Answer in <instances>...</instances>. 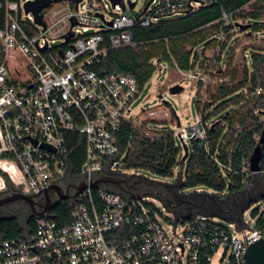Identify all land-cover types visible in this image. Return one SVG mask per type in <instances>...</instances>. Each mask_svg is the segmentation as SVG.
Segmentation results:
<instances>
[{
    "label": "built area",
    "instance_id": "1",
    "mask_svg": "<svg viewBox=\"0 0 264 264\" xmlns=\"http://www.w3.org/2000/svg\"><path fill=\"white\" fill-rule=\"evenodd\" d=\"M129 1L123 0L126 10L112 5L113 12L103 0L53 1L42 11V26L26 13V2L0 0V193L14 189L42 197L53 183L72 175L68 132L85 137L86 158L77 176L129 177L138 183L135 191L145 193L132 197L89 186L68 200V223L53 215L36 217L29 237L0 241V264H248L249 246L264 240V203L253 216L254 228L244 221L245 210L237 221L226 219L229 228L215 221L221 215L194 211L184 215L183 233H176L177 221L170 236L147 200L155 190L178 206L161 191L168 183L122 173L132 147L131 142L121 152L118 136L124 126L151 140L172 132L175 141L177 136L183 142L203 141L207 133L202 116L190 130L178 126L176 112L171 118L165 108L133 116V104L143 92L137 79L102 75L97 66L109 50L135 45L136 26L187 15L212 0H153L138 15L127 13ZM221 21L235 24L234 14L224 12ZM152 123L162 129L168 123L177 126L156 137ZM256 174L264 177V170Z\"/></svg>",
    "mask_w": 264,
    "mask_h": 264
},
{
    "label": "trees",
    "instance_id": "2",
    "mask_svg": "<svg viewBox=\"0 0 264 264\" xmlns=\"http://www.w3.org/2000/svg\"><path fill=\"white\" fill-rule=\"evenodd\" d=\"M249 5L257 6L256 10L246 12ZM224 12L234 14L235 24L225 25L221 21ZM261 20H264V0H212L187 15L165 18L149 27L136 26L133 30L135 45L109 50L97 69L102 75L120 73L134 76L139 90L143 91L157 65L164 62L184 72H195L204 67L200 53L216 45L221 46L223 52L226 51V57H218L216 64L231 66L234 50L241 41L238 38L232 46L229 45L228 38L235 36L233 31L237 29L236 23L244 21L243 24L250 25L245 30V37L250 39L264 29V24L259 23ZM222 32L227 35L225 41L217 38ZM243 55L245 66L240 76L239 70L234 68L229 80L206 89V102L202 103L198 99L197 108L205 124L214 115L224 114L219 123L212 122V125L207 126L206 139L192 141L185 161L183 157L180 158L181 150L172 132L161 139L151 140L136 136L132 126L127 125L118 136L121 152L132 142L124 168L143 169L161 178L171 179L174 177V168L179 167L180 176L186 170L183 180L185 190L203 187L219 195L225 193L228 197L244 190L250 192L247 189L249 185L255 183L257 178H264L249 170L250 157L264 129V48L246 45ZM215 105L217 107L211 112ZM66 147L72 175L77 176L86 158L84 135L68 132ZM262 148L263 171L264 144ZM262 190L256 193L252 190L248 200H238L237 205L245 210L253 200L260 197L264 200ZM52 215L56 221L68 223L70 202L63 201L52 210ZM180 215L184 217L186 214ZM228 219L237 221L234 217ZM34 222L35 218L28 222L30 230H34ZM22 238L23 228L17 217L9 216L0 220V241Z\"/></svg>",
    "mask_w": 264,
    "mask_h": 264
},
{
    "label": "rangeland",
    "instance_id": "3",
    "mask_svg": "<svg viewBox=\"0 0 264 264\" xmlns=\"http://www.w3.org/2000/svg\"><path fill=\"white\" fill-rule=\"evenodd\" d=\"M125 1L127 2L128 0ZM24 2H26V0H21L22 4ZM131 2H136V6L134 9H128L127 13L138 15L140 12H142L148 0H131ZM103 3L107 5L108 12L114 11L110 0H103ZM260 5L261 3L258 4V6ZM256 7L257 6L255 5H249L246 7V12L248 13L253 12L256 10ZM240 22L244 23V21H240ZM252 22L255 23L254 21ZM259 23L264 24V20L259 21ZM233 33H235V36L228 38L229 45L232 46V44H234V41L237 40L238 38H241V41L240 43H238V45L234 50L235 52L234 59L231 66L225 64H216L218 57H221L223 59L226 57L225 54L226 51L223 52L221 50V46L218 45H216L213 48L206 49L202 51L203 53L202 52L200 53V56L203 59L204 67L200 68V70H196L195 72H186V73L181 72L178 69L173 68L169 66L167 63L163 62L160 65H157L156 71L146 83L142 94H140L138 99L134 102L132 107V115L136 117L138 116L142 117L144 111H151L160 108H165L171 114V118L173 116L175 117V112H176V115L181 120L182 128L188 127L189 128L188 130H190L192 126L199 124L201 112L198 111L197 102L199 98L202 100V103L204 101L206 102V96H207L205 95L206 89L209 86L213 87L222 81L229 80L231 76V72L234 68H237L239 70V76H240L245 66V56L243 55L244 46L249 45V46H254L256 48L259 47L264 48V39H262L264 38V29L256 34L257 37L255 35H252L250 39H247L245 37V34L247 32L241 30L240 28H238V30H234ZM226 39H227V35L224 36L222 41H225ZM193 74L195 76L191 77V75ZM176 84H181L184 87V89L179 94L173 95L171 94L170 89ZM216 107L217 105L213 106L211 112L214 111ZM207 114L208 113H206V115ZM222 115L220 113L219 115H214L213 117H211L207 126L212 125V122L213 123L218 122ZM202 122L204 124L203 120ZM159 124L160 123H152V125H154L155 127L153 134L156 137L161 136L160 132H162L163 129L166 132L168 128L173 130V128L176 129L177 126V123H174V127L172 128V126H170L171 123H168V124H164L165 126L162 129L159 127ZM225 128L228 129V127H226V124H225ZM185 132L186 131H182V133ZM197 139L198 138L195 137L191 140L186 139L183 142L179 136L176 137V142L181 150V154H180L181 159L184 155V151H183L184 143L187 144L190 150L192 146V141H197ZM124 170L125 171L122 173L126 175L143 174L146 178H149L150 180L159 181L165 183V185L166 183H168L166 185L167 188L171 189L174 193L178 194V196L180 195L179 197L182 200H188L190 202L189 206L190 207L192 206V208L190 209L191 212L201 211L205 213L217 214L218 216L221 215L215 221L227 228H229V223L226 220L227 218L234 217L237 218L238 220V218H240L244 213V210L237 205L238 200H240L241 202V200H246V199L248 200L249 198L248 194H246L247 190H244L240 194L231 197L225 196V193L224 195L221 194L219 195L218 193H215L213 190L203 187L197 189L185 190L183 188V180L186 170L184 171L183 176H180L179 167L174 168V177L171 179L161 178L143 169L124 168ZM251 186L252 185L250 184L249 188L247 189H250ZM262 186L264 187V180L257 178L252 186L253 190H255L254 193L258 191L260 192L263 189ZM261 193H264V190H262ZM147 197H148L147 200L149 202H152L155 205L156 209L158 210L159 215L162 219V223L166 227V230L169 233V235L175 236L174 224L177 221H178V227L176 229V233L181 235L186 227L187 222H184V217L180 215L181 213L180 210L169 209L156 196L149 195ZM263 203L264 200L262 197H260L259 199L253 200L252 204L249 207H246L243 219L249 225L250 228H254L256 224V220L253 217V213L259 211L262 208ZM223 206L226 208V211L222 210ZM230 229L236 232L238 236H241L242 233L235 231V228L230 227Z\"/></svg>",
    "mask_w": 264,
    "mask_h": 264
},
{
    "label": "water",
    "instance_id": "4",
    "mask_svg": "<svg viewBox=\"0 0 264 264\" xmlns=\"http://www.w3.org/2000/svg\"><path fill=\"white\" fill-rule=\"evenodd\" d=\"M60 2L62 0H29L25 3L26 13L31 12L34 15L35 22L42 26H45L43 21L42 11L44 8L48 7L52 2ZM81 0H75L76 4ZM113 7L120 4L123 10H126V6L123 0H110ZM153 0H148L143 11L145 12ZM135 2L129 1V9L135 8ZM236 26L241 30H247L250 25L243 23H236ZM72 36V35H71ZM184 87L181 84H176L170 89L171 94L176 95L182 92ZM178 126L181 125V121L178 116ZM264 144V129L259 140V144L255 147L249 161V170L252 173H257L261 170V159ZM184 155L183 161H185L189 156V147L184 143L183 146ZM156 181H154L155 184ZM93 187L96 189H106L110 191H117L126 196L141 197L145 193H137L135 188L138 183L130 180L129 177L125 178L123 176H115L106 173H96L90 180H87L85 176H72L68 174L63 179L53 183L48 187L42 197L36 195L24 194L18 190L10 189L7 192L0 193V208L4 206L21 202L23 206L24 216L18 218V222L23 228V237L27 238L30 235V229L28 228V222L36 217L51 216L52 210L60 205L63 201L78 197L86 188ZM149 195H154L159 198L169 209L176 210L177 205L168 203L163 197H161L158 191H153L147 193ZM249 207V205H248ZM8 216L0 217L1 219H6ZM12 217V216H11ZM188 218V217H187ZM246 260L248 264H264V240H259L251 244L246 252Z\"/></svg>",
    "mask_w": 264,
    "mask_h": 264
},
{
    "label": "flooded vegetation",
    "instance_id": "5",
    "mask_svg": "<svg viewBox=\"0 0 264 264\" xmlns=\"http://www.w3.org/2000/svg\"><path fill=\"white\" fill-rule=\"evenodd\" d=\"M161 191L163 192V195H165L167 198L178 204V209L180 210L181 213L189 214L191 212L190 209L192 208V206L191 207L189 206L190 202L188 200H182L179 197L180 195L178 196V194L174 193L171 189L167 187L162 188ZM222 210L226 211V208L223 206ZM3 216H8V217L15 216L17 218L23 219L22 217L24 216V212L21 202L11 203L4 206L3 208H0V217Z\"/></svg>",
    "mask_w": 264,
    "mask_h": 264
}]
</instances>
